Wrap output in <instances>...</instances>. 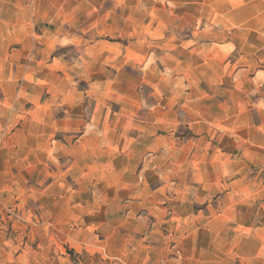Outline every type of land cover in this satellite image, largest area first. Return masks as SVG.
Returning <instances> with one entry per match:
<instances>
[{
  "label": "rangeland",
  "instance_id": "obj_1",
  "mask_svg": "<svg viewBox=\"0 0 264 264\" xmlns=\"http://www.w3.org/2000/svg\"><path fill=\"white\" fill-rule=\"evenodd\" d=\"M27 2L31 44H14L0 57V170L14 163L5 175L15 182L0 187V231L17 246L15 256L27 245L31 264H90L93 252L101 263L144 264L138 246L166 240L159 261L264 264V164L236 170L241 150L219 132L189 129L188 76L162 58L173 44L163 42L167 35L188 29L151 35L145 14L128 9L130 0ZM196 109L202 116L204 108ZM145 120L148 135L141 137L131 127ZM13 131L20 137L12 139ZM96 139L99 152H80ZM16 143L18 152L10 148ZM129 179L130 192L106 187ZM140 197L154 202L139 207ZM128 211L140 228L130 218L124 223ZM159 211L172 224L154 227L151 212ZM92 221L93 239L111 235L116 257L99 245L84 251L80 229ZM123 244L128 249L119 251ZM150 255L156 253L148 252V264Z\"/></svg>",
  "mask_w": 264,
  "mask_h": 264
},
{
  "label": "crops",
  "instance_id": "obj_2",
  "mask_svg": "<svg viewBox=\"0 0 264 264\" xmlns=\"http://www.w3.org/2000/svg\"><path fill=\"white\" fill-rule=\"evenodd\" d=\"M128 9L145 14L142 18L147 20V23L142 24L151 35H157L156 37L164 38L169 26L181 30L188 29L189 34L184 36L167 35L169 37L163 42L168 44L172 40L173 44L170 49L163 52L162 58L170 60L168 67L188 76L186 88L189 91L184 94L189 99L183 105L186 107L187 117L193 123L191 126V120H188L191 126L189 129L193 131L195 127L204 128L205 133L214 136L219 132L218 138L227 140L235 149L241 150V158L235 164L236 170L246 169L247 164H264V0H130ZM32 15L31 4L27 0H0L1 58L8 54L11 46L10 50H14V44H31ZM147 54L153 55L151 52ZM197 106L204 108L202 116L197 111ZM163 113L168 114L167 111ZM141 122L144 126L132 125L131 129L141 134V137H147V122L146 120ZM174 122L176 125L177 121ZM155 124L163 127L165 123L164 120L157 118ZM11 137L19 138L20 132L13 131ZM98 140L92 142L90 147H80V152L83 154L99 152ZM10 148L12 151H19L18 144H12ZM29 153L31 154V148ZM13 164H7L0 170L1 188L8 186L10 182L15 185L14 176L12 175L9 180L5 175L6 168L11 170ZM28 166L31 169L30 163ZM126 169L128 168L124 166V170ZM131 184L130 179L114 180V183L107 182L106 187L117 193H126L133 190ZM118 197L115 195L111 200L115 201ZM16 198L19 199L18 196ZM138 199L139 201L136 202L142 208L146 207V203L154 202L148 197ZM4 201L0 195V207L3 206ZM151 215L156 219L154 227L162 222L172 224L170 222L172 219L164 221V212L159 211L155 216L151 212ZM67 217L66 212L60 218V226L67 224ZM128 218L132 228H140L136 227L134 223L136 217L131 216V211H128L124 217L125 224ZM94 228L92 221L80 229L87 239L82 243L85 246L84 251H88L86 248L88 246L93 248L99 245L101 251L108 253L112 258L116 257L112 254L116 248L110 240L111 235L97 243L93 239ZM89 234L91 241L88 240ZM28 240L30 241V238ZM168 243L169 241L164 240L158 246L155 244V247L151 246L152 244L150 246L140 244L138 247L147 255L150 251L156 253L150 255L155 258L152 264H178L180 260L169 258L158 260L157 253L166 250L169 247ZM15 247L17 246L3 238V233L0 231V264H31V249L26 245L27 249L15 256L18 249ZM144 248L145 250H142ZM124 249H128L127 244H123L118 250ZM194 249L191 251L194 252ZM26 251L27 259L24 258ZM146 254L144 264L149 263ZM95 255L98 254L93 252L87 256L90 264H110L101 263L99 257ZM183 260L184 264L194 263L189 256Z\"/></svg>",
  "mask_w": 264,
  "mask_h": 264
}]
</instances>
